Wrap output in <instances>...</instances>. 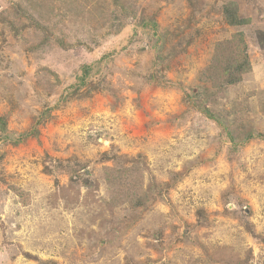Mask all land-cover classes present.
Listing matches in <instances>:
<instances>
[{
	"label": "rangeland",
	"instance_id": "374dc122",
	"mask_svg": "<svg viewBox=\"0 0 264 264\" xmlns=\"http://www.w3.org/2000/svg\"><path fill=\"white\" fill-rule=\"evenodd\" d=\"M0 116V264H264V0H0Z\"/></svg>",
	"mask_w": 264,
	"mask_h": 264
},
{
	"label": "trees",
	"instance_id": "16d2710c",
	"mask_svg": "<svg viewBox=\"0 0 264 264\" xmlns=\"http://www.w3.org/2000/svg\"><path fill=\"white\" fill-rule=\"evenodd\" d=\"M224 17L228 25L230 26H245L249 24L250 19L243 18L239 15V8L235 3H229L226 4L224 7ZM235 40L239 45V49L237 52L238 59L234 60L233 64H230L229 66H226L223 70L224 73H222L223 79L220 86H233L238 85L243 81V77L245 74L249 73L251 71V62L249 59L248 52L246 50V44L244 42V36L243 33H238V35L235 36ZM227 43V42H226ZM231 44V42H230ZM245 46V47H244ZM225 49H229L224 46ZM228 52V51H227ZM88 67H86V70ZM208 118L215 120L220 124V126L225 127L223 121L218 118L209 108H204L202 111ZM38 122H36L37 124ZM36 124L33 126L32 130L28 134H34L37 130ZM0 127L5 131L6 130V118L0 116ZM260 139L264 140V134L258 133V134H248L246 138L243 139V142L252 140V139ZM4 139V137H3ZM231 140H233V137H230ZM233 142V141H232ZM138 167H134L133 172L129 174L131 177L128 178L127 174H125V170H111L109 177L107 178L108 186L110 189V202L112 205L116 206L118 204L119 200L123 197L125 201H128L129 204H133L135 200H140L141 196L136 194L138 191L143 195L144 198H146V190H143L142 186V173L139 172ZM116 175H120L123 178L120 179V177H116ZM114 180V181H113ZM144 202L141 200L138 205H143Z\"/></svg>",
	"mask_w": 264,
	"mask_h": 264
}]
</instances>
